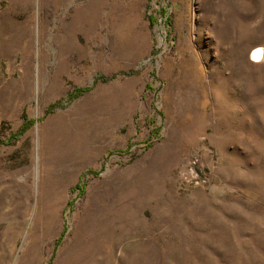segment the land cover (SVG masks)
<instances>
[{
  "label": "rangeland",
  "instance_id": "374dc122",
  "mask_svg": "<svg viewBox=\"0 0 264 264\" xmlns=\"http://www.w3.org/2000/svg\"><path fill=\"white\" fill-rule=\"evenodd\" d=\"M0 264H264V0H0Z\"/></svg>",
  "mask_w": 264,
  "mask_h": 264
},
{
  "label": "bare ground",
  "instance_id": "6f19581e",
  "mask_svg": "<svg viewBox=\"0 0 264 264\" xmlns=\"http://www.w3.org/2000/svg\"><path fill=\"white\" fill-rule=\"evenodd\" d=\"M86 9H84V11H83V13L85 14V12L87 11H85ZM259 56H260V51L259 50H255L254 52H253V55H252V57L254 58V59H258L259 58Z\"/></svg>",
  "mask_w": 264,
  "mask_h": 264
}]
</instances>
